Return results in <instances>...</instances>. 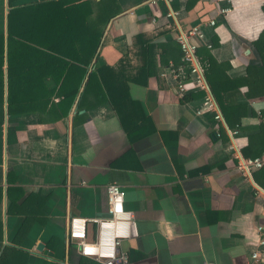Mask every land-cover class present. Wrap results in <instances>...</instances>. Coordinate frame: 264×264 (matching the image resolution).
<instances>
[{
	"label": "crops",
	"instance_id": "obj_1",
	"mask_svg": "<svg viewBox=\"0 0 264 264\" xmlns=\"http://www.w3.org/2000/svg\"><path fill=\"white\" fill-rule=\"evenodd\" d=\"M40 1L47 0H17L16 4ZM92 1L96 8L99 0ZM103 3L109 5L105 13L110 15L106 22H101V16L98 23L103 32L91 62L71 61L87 69L72 103L70 92L77 89L78 79L70 78L65 97L59 91L58 65L42 63L45 76L35 91L13 92L16 100L11 103L6 71L0 76L3 264H101L82 257L76 245L67 241L66 225L71 215L106 216V187L111 183L120 185L124 205L138 228V236L121 243L125 264H264V243H260L264 187L258 181L264 183V175L258 169L238 172L235 158L238 152L242 155L248 137L262 130L264 101L248 102L256 114L247 113L235 134L214 96L221 119H215L211 110L197 113L202 101L182 103L175 91L181 64L179 29L215 19L214 26L203 28L212 43L211 54L230 77L242 76L255 59L251 42L264 28V0ZM7 8V0H0L2 33ZM223 8L227 10L220 12ZM168 12L173 15L167 16ZM146 44L152 46L151 66L157 76H150L145 84L127 82L130 97L140 103L136 116L143 120L144 132L130 141L95 83L85 94L83 89L96 61L113 67L120 77H132L141 66L140 53ZM67 50L73 57L80 53L77 45ZM186 85L190 88L193 83ZM8 187L15 188L11 195L40 191L46 196L47 222L31 223L18 235L23 217L7 216ZM253 251L259 252L257 260L251 256Z\"/></svg>",
	"mask_w": 264,
	"mask_h": 264
},
{
	"label": "trees",
	"instance_id": "obj_2",
	"mask_svg": "<svg viewBox=\"0 0 264 264\" xmlns=\"http://www.w3.org/2000/svg\"><path fill=\"white\" fill-rule=\"evenodd\" d=\"M16 1L7 0L5 33L0 32V76L6 71L8 102L16 100L12 97L13 92L26 94L28 91H35L42 76L41 69L45 70L42 66L44 63L47 65L46 67H49L50 64L60 67L59 91L61 94H65V97L68 95L65 86L70 78L78 79L77 89L70 92L69 101L72 103L79 85L86 76L87 69L74 64L73 66L71 61L77 59L85 65L91 62L103 32V28L98 23L102 19L101 16L104 17L101 22H106L108 19L110 13L108 15L105 10L109 5L104 4V0L96 2V8L92 0H47L28 4H16ZM262 10L264 11V3ZM94 12L95 15L91 19H86V16ZM206 41L210 43L207 39ZM210 44L212 45V43ZM74 45L79 47L80 53L73 57L67 49ZM177 45V54L181 63L177 70V80L183 79L186 83L192 75L191 66L189 62L183 60V53L178 42ZM251 45L256 58L246 65V73L239 77H230L226 73L224 65L222 66L212 56V46L207 47L202 44L196 50L198 63L212 95L226 123L233 128L235 134L240 130L241 119L247 113L256 114L252 110L253 108H248V102L264 101V28L251 42ZM151 47L150 44L142 47L141 66L136 68L135 74L129 78H124L122 75L120 77L113 67L99 64L96 61L95 67L87 76L84 92L82 91L85 94L89 86L95 83L99 96L102 95V99L110 101L130 141L141 138L144 132L142 129L143 120H139L136 116L138 110H141L140 103L130 97L127 82L130 80L138 84H145L150 76H157L156 68L151 66L152 60L150 59L153 57ZM242 87H245L243 92L240 90ZM193 89V86L188 87L187 91L179 96L180 102L203 101L206 91L201 88ZM260 113L264 117V111ZM143 118L149 120L145 115ZM137 121L141 123H137ZM260 128L262 130L248 137V144L241 150L242 156L264 155V123H261ZM256 142L258 144L254 146ZM258 171L260 175H264V166L258 168ZM258 181L264 187V183ZM13 190H15L13 187H8L6 190L8 197L6 214L7 216L23 217L20 222L23 223V227L19 230L18 235L23 234L31 223L47 222L48 215L44 211L46 196L42 195L40 191H31L25 196L18 195V192L11 195ZM1 191L0 187V198ZM17 201L19 203H16ZM1 223L3 221L0 219V228ZM53 239L51 237L50 241ZM49 246L52 245L49 244ZM3 258L4 255L1 254L0 264H3ZM56 264L59 263L56 262ZM89 264L99 263L90 261Z\"/></svg>",
	"mask_w": 264,
	"mask_h": 264
},
{
	"label": "built area",
	"instance_id": "obj_3",
	"mask_svg": "<svg viewBox=\"0 0 264 264\" xmlns=\"http://www.w3.org/2000/svg\"><path fill=\"white\" fill-rule=\"evenodd\" d=\"M226 10L223 8L220 9V12ZM171 15H173L172 12L167 13V16ZM215 24V19H209L205 22L195 23L185 30L179 29L176 41L181 47L183 60L189 62L191 66L192 75L189 81L193 83L194 88L206 91V96L200 105L201 108L197 109V113L211 110L214 112L215 119H221L220 111L196 57V50L200 45L211 46L206 41L204 26H214ZM187 88L183 79L176 80L175 91L178 96H182ZM234 133L236 132L234 131ZM235 158L237 160L236 169L240 173L250 174L252 170L264 166V155L243 157L238 152ZM106 200L108 214L104 217L71 215L67 220L66 239L76 245L81 256L94 259L101 264H125L127 255L125 251L121 250V243L124 239L138 236L137 223L133 213L127 210L124 205V194L119 184L107 185ZM260 243H264V238ZM251 256L257 260L259 252L253 251Z\"/></svg>",
	"mask_w": 264,
	"mask_h": 264
},
{
	"label": "rangeland",
	"instance_id": "obj_4",
	"mask_svg": "<svg viewBox=\"0 0 264 264\" xmlns=\"http://www.w3.org/2000/svg\"><path fill=\"white\" fill-rule=\"evenodd\" d=\"M253 56V55H252ZM256 58V57H255Z\"/></svg>",
	"mask_w": 264,
	"mask_h": 264
}]
</instances>
